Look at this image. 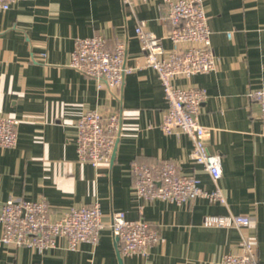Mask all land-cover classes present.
<instances>
[{
    "label": "crops",
    "instance_id": "1",
    "mask_svg": "<svg viewBox=\"0 0 264 264\" xmlns=\"http://www.w3.org/2000/svg\"><path fill=\"white\" fill-rule=\"evenodd\" d=\"M202 4L215 67L173 83L206 92L198 121L207 129V149L221 157L217 185L224 204L201 197L176 204L135 193L132 165L161 161L174 162L207 191L215 188L191 158L187 135L159 127L167 102L155 71L145 65L135 28L141 24L171 49L161 0H24L0 13V116L21 120L17 144L0 147V211L9 198H44L57 219L70 207L98 203L104 224L96 245L81 242L73 250L62 238L42 252L0 241V264H219L224 254L242 252L243 237L256 239L264 264V134L259 107L248 97L264 88V0ZM92 35H101L108 50L126 42L124 64L133 70L119 89L98 87L70 67L75 39ZM89 109L123 118L111 162L97 168L77 153L76 122ZM113 211L159 230L146 258L119 253L107 228ZM227 214L247 215L250 223L240 229L202 225L206 215Z\"/></svg>",
    "mask_w": 264,
    "mask_h": 264
},
{
    "label": "built area",
    "instance_id": "2",
    "mask_svg": "<svg viewBox=\"0 0 264 264\" xmlns=\"http://www.w3.org/2000/svg\"><path fill=\"white\" fill-rule=\"evenodd\" d=\"M24 0H0V13L12 3ZM134 0H122L131 4ZM145 2L146 0H135ZM165 5L164 19L170 25L167 38L172 47L166 51L162 38L145 31L140 24L135 28L145 59V65L153 69L161 83L167 109L159 125L165 134L182 133L190 139V156L209 174L215 188L207 191L195 176L178 172L172 161L158 164L132 165L135 175V193L144 200H163L176 204L187 203L201 197L209 202L224 204L225 197L218 187L221 178V157L211 153L205 145L206 127L198 121L200 107L206 92L198 87H179L176 78H189L206 73L215 67V53L210 40V28L203 9L202 0H161ZM227 36H230L227 33ZM126 42L119 41L113 50L105 48L101 35L79 37L74 41L69 65L89 78L97 86L119 89L125 75L132 67L125 66ZM249 99L260 110V122L264 134V88L251 90ZM120 112L103 113L89 109L76 122L77 153L80 162L97 168L101 163H110L116 141L122 132ZM18 117L0 116V147L12 148L17 144ZM51 208L44 199H7L0 211V241L16 247L34 248L39 252L57 245L58 239H65L68 249H75L78 243L96 245L99 233L104 227L102 212L98 203L90 206L70 207L57 219L51 218ZM250 218L243 214L206 215L202 219L205 227L243 228ZM107 228L117 239L119 253L123 256L137 255L146 258L150 248L160 239L159 230L143 219L129 220L123 211H113ZM256 239L243 237L242 252L224 254L219 264H259Z\"/></svg>",
    "mask_w": 264,
    "mask_h": 264
},
{
    "label": "water",
    "instance_id": "3",
    "mask_svg": "<svg viewBox=\"0 0 264 264\" xmlns=\"http://www.w3.org/2000/svg\"><path fill=\"white\" fill-rule=\"evenodd\" d=\"M114 152H115V150H114ZM113 156H114V153H113ZM113 156H112V157H113ZM115 241H116V243H117V239H115ZM119 255H120V254H119Z\"/></svg>",
    "mask_w": 264,
    "mask_h": 264
}]
</instances>
